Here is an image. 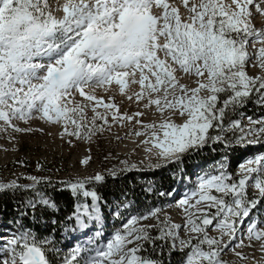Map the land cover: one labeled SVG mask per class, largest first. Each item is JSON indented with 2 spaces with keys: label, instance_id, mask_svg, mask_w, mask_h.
Wrapping results in <instances>:
<instances>
[{
  "label": "snow or ice",
  "instance_id": "6c2138e0",
  "mask_svg": "<svg viewBox=\"0 0 264 264\" xmlns=\"http://www.w3.org/2000/svg\"><path fill=\"white\" fill-rule=\"evenodd\" d=\"M180 3L188 13L186 17L170 0H63L62 4L56 0L55 7L50 0H0V121L14 131H30L12 122H27L37 113L50 123L63 122L65 133L79 137L86 126L87 105L75 103L74 93L95 102L86 134L102 132L96 121L107 124L109 113L114 121L143 116V112L122 115L112 97L105 103L95 94L97 89L108 91L115 84L129 100H147L145 108L155 107L160 120L144 123L135 119L142 131L134 134L145 135L141 143L150 145L146 151L165 161H178L209 142L231 147L228 133L240 145L264 143V117H248L249 126L230 119V113L252 95L264 104V76L251 77L245 71L253 55L264 69V29L255 28L254 13L249 8L255 5L256 12L264 15V0ZM250 41L254 48L256 42L262 45L254 54L248 51ZM184 76L195 77L196 86L182 83ZM132 85H139V90L129 95ZM101 107L104 112L97 110ZM175 116L186 119L176 123ZM69 124L73 131L68 130ZM213 131L217 134L212 135ZM226 159L202 175L198 188L179 201L187 217L183 227L195 235L181 239L177 230L182 226L165 220L160 234L153 237L150 230L157 226L141 225L139 221L157 216L159 209H154L146 215L130 216L103 245L90 240L76 246L63 264H159L140 253L146 243L157 239L167 242L169 238L173 248L178 241L181 249L187 250L184 264H224L220 254L230 245L209 236L208 227L214 225L229 241L234 240L237 221L250 218L252 209L264 199V153L240 166L238 180L226 171ZM111 174L117 173L113 170ZM28 179L32 183L0 182V193L32 190L36 198L26 202L28 208L56 209L54 200L36 191L46 178ZM104 180L105 176L97 173L62 182L74 197L91 199L90 204H77L69 217L79 229L103 223L102 197L86 185ZM249 188L257 190L251 199ZM193 199L195 203L190 202ZM248 236L264 240V229L258 230L252 221ZM51 243L23 229L0 244V264H51L47 255L54 250L49 247ZM134 243L135 247H128Z\"/></svg>",
  "mask_w": 264,
  "mask_h": 264
},
{
  "label": "rangeland",
  "instance_id": "374dc122",
  "mask_svg": "<svg viewBox=\"0 0 264 264\" xmlns=\"http://www.w3.org/2000/svg\"><path fill=\"white\" fill-rule=\"evenodd\" d=\"M50 2L53 7H55L56 0H50ZM170 2L175 3L179 7L182 16H187L188 13L180 3V0H170ZM256 2L259 3L260 0H256ZM59 3L62 4L63 0H59ZM224 3L231 4V0H224ZM261 6L264 7V4ZM232 7L234 8L235 6L233 5ZM249 8L254 13L253 24L255 28L264 29V15L256 12L255 5H250ZM55 14L60 16L62 12H56ZM261 46L259 42H256L254 48L250 41L247 47L248 51L254 54ZM245 71L251 77L257 75L264 76V69L258 66L255 55H253V58L246 64ZM178 75L180 74L178 73ZM181 82L190 87L196 86L195 77L184 76ZM138 90L139 85H132L129 90V95ZM95 94L98 97H103L105 103L109 102V97H112L122 115H133L136 112H143L144 115L134 118L132 121L126 119L114 121L112 118L113 114L109 113L107 124H104L103 121H96L98 128L103 127L104 130L102 132L86 134L87 127L92 124L94 115L92 105L95 102H89L84 97H81L79 93H74L73 100L75 103L87 105L85 108L86 126L81 130V135L79 137L65 133V124L63 122L50 123L46 119L40 118L37 113H34L32 118L27 122L18 119H14L12 122L17 127L21 129H30V131L17 132L14 131L12 127L5 125L3 121H0V182L6 183L16 180L19 184L23 185L32 183L28 177L46 178L41 180V183L37 185L36 189V191L43 193L42 189L45 187L59 185L60 188L67 189L62 182L74 181L76 178L83 179L94 177L97 173L104 176L115 177L125 172L136 171L137 186L141 187L145 196H141L140 200H136L132 198V195H121L118 199L112 200L109 204L101 206L103 223L99 226L109 231L110 237L117 230L122 229L123 224L127 222L130 216L146 215L154 209H159L157 216H150L146 220L139 221V224L157 226L150 230V234L153 237L158 236L160 234L159 230L161 227H164L163 222L165 221V219L161 218L160 214L165 212L166 208L169 206H173L172 203L176 196L178 198L182 197V194H178V196L177 193H174V199H170L169 197L171 195H168L170 191L167 192L155 189L156 178L151 175L149 176L148 173L155 174L156 172L168 171L174 186L179 185L181 188V185L189 184V190L192 192L198 188L199 178L205 173L210 172L216 163L223 158H227L225 161L226 171L238 180L242 174L240 166L245 164L250 157H255L257 154L264 153V143L240 145L232 138V133H228V138L232 141V145L234 144L238 148H242L243 151L249 152L239 163L232 166L231 163L228 162V155L225 153V155L218 157L214 161L210 160L204 163H195L189 172H184L182 169L174 172V169L178 168L180 165V160L165 161L156 156L148 159L146 156L143 157L142 154H140V146L134 151L127 150L125 152L121 149V145L126 139L130 136H134L136 131H142V125L136 124L135 119H140L144 123H152L160 120V115L156 112L154 106L145 108L144 105L147 103V100L140 102H137L134 98L129 100L119 92V88L115 84L112 85L108 91L97 89ZM250 97L259 101V97L256 95ZM97 110L100 112L105 111L102 107ZM231 114L232 113H230V115ZM248 117L249 116L242 113L238 118L232 120H240L243 126H249ZM261 117H264V115L253 119L259 120ZM173 119L176 123H183L186 117L175 116ZM68 130H74L71 124L68 125ZM216 134L217 133L213 134L212 132V135ZM237 135H239V133H237ZM251 138L253 137H248V139ZM224 147V144L223 147L220 146L218 152H225ZM85 159H87L88 162L82 163ZM37 165L40 167L38 168ZM133 165L135 167H133ZM157 165L159 166L157 167ZM113 170L117 173L115 176L111 174ZM95 184L98 183L93 181L87 185ZM182 189L184 191L185 187ZM29 191L30 194L25 196L24 199L25 204L27 201L36 198V193L32 190ZM256 191L257 190L254 188L248 189L250 199L253 198ZM213 194H216L214 190ZM81 197L83 196L81 195ZM83 198L84 202L81 204H85V202L87 204L91 203L90 198ZM201 207H203V204ZM47 209L51 211L55 210L52 208ZM209 211L215 212V209H210ZM170 212H173V210ZM196 215H200V213H196ZM23 216L24 214H17V217L8 220L1 219L0 217V241L3 239L4 241L11 239L13 235L18 234L23 229L31 230L38 239L48 238L52 241L49 247L54 250L49 251L47 254L51 264H63L64 258L70 257L72 253L73 245H71L70 239L74 236V234H72L73 228L70 227V225L61 226L53 221H51L49 225V223L40 218L38 214L32 213L29 218H24ZM177 220L175 216H172V220L167 221H169L170 224L182 226L177 230L179 238L187 239L189 235H195L190 234L183 227L184 222L179 223V220ZM252 221L257 223L258 230L264 229V199H260L257 206L252 209L250 218H245L243 222L237 221L236 223L237 232L234 239L235 244H239L243 241L244 244L242 243L237 249H239V253L244 254L247 259L253 257L247 251H252V253H255V250L262 251L260 246L262 243L258 242L259 240L250 239L248 236V225ZM28 222H31V224ZM33 224L38 225L40 230H33L31 227ZM94 225L96 224L90 223L89 229L93 228ZM213 228L214 225L208 227V234L213 231ZM69 229H71L70 234L67 232ZM95 232L102 233L101 230H96ZM216 239L220 240L218 237ZM107 240V238L102 239L100 237V240H96L95 242L97 245H103ZM223 242H227L230 245L232 240L229 241V237H227ZM147 244V247L144 245L145 250L140 253V255L158 260L159 264H184L187 250L181 249L178 241L176 242L175 248L172 247L173 241L171 238H169L167 242L157 239L154 243ZM232 244L221 252L220 258L224 261V264H244L247 259L238 258L235 253L229 258L225 257L227 253L231 254L230 249L232 248ZM128 247H135V243L128 245ZM204 247L207 248L208 246L205 245ZM252 247H254V250ZM163 250L172 253L168 259H163ZM179 253L182 254L180 258L175 261V257H179ZM256 256H261L264 259V251L257 253ZM259 264H264V260Z\"/></svg>",
  "mask_w": 264,
  "mask_h": 264
},
{
  "label": "trees",
  "instance_id": "16d2710c",
  "mask_svg": "<svg viewBox=\"0 0 264 264\" xmlns=\"http://www.w3.org/2000/svg\"><path fill=\"white\" fill-rule=\"evenodd\" d=\"M242 113L252 118L263 116L264 104L250 97L242 107H239L230 115V119L238 118ZM214 133L216 132L213 131V134ZM220 146L223 147V144L219 142H209L206 146L195 152L184 154L180 158V165L178 168L174 169V172H177L179 169H182L184 172H189L195 163H204L210 160L214 161L218 157L225 155V153L228 155V162L233 166L239 163V161L249 153L248 151H243L242 148H238L234 144L231 147H224L225 152H218ZM148 175L156 178L155 189H168L173 184V180L170 178L168 171L156 172L155 174L148 173ZM136 176V171L125 172L115 177L105 176V180L102 183L86 185V187L89 189L94 188L98 191L99 195L102 197L101 206L109 204L112 200L118 199L121 195H132V198L140 200L141 196L144 197L145 194L141 187L137 186ZM42 191L55 201L57 207L54 211L48 210L44 206H37L35 211H33L24 203L25 196L30 194L29 190H8L0 193L1 219H12L17 217V214H24V218H29L33 213L38 214L40 218L47 221L49 225L51 221H53L56 224L64 226L73 220L69 219V217H71L76 210V205L84 202L83 197H74L70 190L60 188L59 185L45 187ZM28 223L31 224V222ZM31 227L33 230H40L38 225L33 224ZM147 245L146 243L145 247H147ZM163 251V259H168L172 254L165 250ZM181 254L182 253H179V257H175V261L180 258Z\"/></svg>",
  "mask_w": 264,
  "mask_h": 264
},
{
  "label": "bare ground",
  "instance_id": "6f19581e",
  "mask_svg": "<svg viewBox=\"0 0 264 264\" xmlns=\"http://www.w3.org/2000/svg\"><path fill=\"white\" fill-rule=\"evenodd\" d=\"M146 139V137L144 135H140V136H130L128 139H126V141L121 145V149L123 151H129V150H135L137 149L138 146H140V154H142V156H146V158H152V157H155L156 155H153V154H150L149 152L146 151V147L150 146V145H145L143 143H141L142 141H144ZM154 152L156 151L155 149L153 150ZM156 157H159V156H156ZM160 158V157H159ZM190 190L189 191H185L183 194H182V197L178 198L176 197L174 202L172 203L173 206H169L167 205L168 208H166L165 212H162L160 214L161 218L165 219V220H169L171 221L172 220V216H175V218H177L179 220V223L181 222H185L186 220V213H185V210H184V207H181L180 204H179V201L186 198L189 194H190ZM174 196V195H173ZM191 203H195V200H191L190 201ZM204 206V205H203ZM171 210H173V212H170ZM194 211V209H193ZM177 220V221H178ZM248 230V229H247ZM248 233V232H247ZM113 236V235H112ZM109 237V239L112 238ZM209 236L211 237H214V238H220L221 241L225 240L228 236L226 235H222L220 230L219 229H216L215 227L213 228V231L209 234ZM107 240V241H108ZM256 242V241H255ZM258 242H261L262 244H264V240H259ZM233 243V244H232ZM232 244V248L230 249L231 251V254H228L225 255V257L229 258L231 257L234 253L236 256H238V258H244V259H247L245 258L244 254H241V255H237V253H239V248L241 246V242L239 244H235V240H232L231 242ZM230 244V245H231ZM244 244V243H243ZM234 245V246H233ZM239 245V246H238ZM258 245V244H257ZM261 246V245H260ZM235 247V248H234ZM247 247V246H246ZM258 247V246H257ZM253 250H254V247H252ZM260 249V248H258ZM252 250V249H251ZM250 253L251 256H253L251 259H247V261H243L244 264H259L262 260H264L261 256H256L257 253H260V252H263V251H260V250H255V253H252V251H247ZM246 252V253H247ZM245 253V254H246ZM262 254V253H261Z\"/></svg>",
  "mask_w": 264,
  "mask_h": 264
}]
</instances>
